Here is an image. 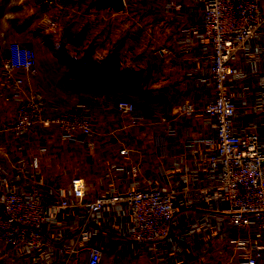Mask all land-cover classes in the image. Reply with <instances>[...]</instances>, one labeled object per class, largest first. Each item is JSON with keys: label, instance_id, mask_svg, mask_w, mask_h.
<instances>
[{"label": "built area", "instance_id": "built-area-1", "mask_svg": "<svg viewBox=\"0 0 264 264\" xmlns=\"http://www.w3.org/2000/svg\"><path fill=\"white\" fill-rule=\"evenodd\" d=\"M182 1L171 0L163 7L184 18ZM188 1L198 11V19L194 24H182L180 31L185 48L197 44L207 51V67L201 81L208 97L183 100L173 114H138L135 104L125 99L98 106L64 98L48 88L34 49L1 37L0 88L14 104V112L7 123L0 124V133L9 141L24 142L49 163L85 165L98 137L115 138L113 131L101 132L96 126L95 118L105 112L128 116L130 127L142 126L147 121L158 123L163 126L162 134L169 138L187 128L194 115L204 117L208 135L193 138L185 132L183 148L193 151L201 166L191 169L184 159L170 163L178 171L165 175L166 188L159 185L152 168L139 174L135 167H118L131 174L124 191L116 193L113 184H109L99 197L90 198L86 180L76 176L70 182L73 195L79 199L87 219L97 216L106 203H117L129 220L121 244L152 249L162 264H187L183 249L167 247L179 225L190 233L184 248H193L196 253L213 252L217 246L201 247L197 239L229 234L227 242L235 252L224 255L223 260L230 264H258L264 256V133L251 129L248 113L240 110L237 103L243 98L244 86L252 80L250 76L264 73V7L262 0ZM54 26L53 21L43 19L37 27L48 31ZM153 56L160 62L172 57L173 51L164 47ZM240 58L246 65L243 70L236 69ZM243 101L258 113L264 111V83L253 88ZM252 123L253 128L264 129V122L259 124L256 117ZM142 148V144H134L119 152L124 156ZM40 165L41 159L35 157L32 170ZM177 178L185 184L178 186ZM200 189L208 190V195L199 200L201 207L195 200ZM57 196L45 197L28 175L26 165L0 170V261L40 255L45 263L57 264L58 258L69 253H75L79 260L80 253L85 251L87 264H128L123 254L92 246L86 232L79 250L64 247L53 251L44 230L57 224L58 218L52 216L47 203L55 213L70 207L64 193ZM186 209H197L195 231L181 222V213ZM214 220L220 229L206 236Z\"/></svg>", "mask_w": 264, "mask_h": 264}, {"label": "crops", "instance_id": "crops-1", "mask_svg": "<svg viewBox=\"0 0 264 264\" xmlns=\"http://www.w3.org/2000/svg\"><path fill=\"white\" fill-rule=\"evenodd\" d=\"M4 1L2 0V3ZM9 1L38 14V23L43 19L53 21L55 26L51 30L59 31L66 28L69 41L72 39L73 43H82L83 46L86 42L90 45L93 43L95 45L92 48L93 58L98 54L103 62L108 58L124 59L128 68L133 67L140 71L143 78L146 75L149 85L148 105L144 110H137L138 114L146 111L173 114L183 100L198 101L208 97L201 81L203 70L207 67V51L197 44L185 48L180 31L182 24H194L198 19V11L188 0L182 1L184 18H178L173 11H165L163 5L171 0H125L123 6L102 4L97 0ZM1 37L10 42L4 33H0ZM20 42L24 43L22 40ZM164 47L173 51V56L158 62L153 53ZM245 67L240 58L236 63V69L243 70ZM250 77L252 80L244 86L243 98L237 105L240 110L248 113V124L251 129L264 133L263 128L252 126L253 117H256L259 124L264 122V111L258 113L252 105H247L243 101L253 88L262 86L264 73ZM13 112L14 104L4 96L0 88V124L7 123ZM95 122L99 131L105 133L113 131L115 138L98 137L99 140L95 141L90 150V160L87 164L49 163L43 155L29 149L24 142L9 141L0 133V170L11 165H26L28 175L39 185L45 197L58 198L57 194L64 193L69 198L70 207L63 212L58 210L59 212L55 213V209L47 203L52 216L58 218L57 224L50 225L44 230L53 251L64 247L79 250V242L86 232L91 237L92 246L103 247L111 253L123 254L128 264H162L152 249L121 244L125 233L124 227L129 225V220L120 212L117 203H106L97 216L87 219L79 199L73 195L70 182L73 177H83L86 180L88 196L96 198L109 184H113L116 193L126 189L131 174L118 170V167H135L139 174L152 168L159 185L166 188L165 175L177 174L178 171L177 166L173 168L170 163L184 159L191 169L201 166L193 151L183 150L184 134L186 132L193 138L206 136L207 123L204 117L194 115L187 128H182L177 137L169 138L162 134L163 126L158 123L147 121L142 126L130 127L128 116H120L111 111L97 116ZM134 144H142L143 148L140 151H132L129 155L120 154V150ZM35 157L41 159V165L38 169L32 170L31 163ZM205 169L207 170V166ZM175 182L178 186L185 184L178 178ZM207 195V189H200L196 193L197 206H203L199 200ZM196 212L197 209H186L181 213V222L189 225L194 231L198 228ZM219 229L220 225L214 220L213 226L205 234L211 236ZM97 233L99 237H95ZM262 233L264 234V229ZM189 234L187 229H182L179 225L177 234L171 237L167 247L183 249L181 251L187 258V264H230L223 260L224 255L235 252L227 242L229 234L222 238L218 236L211 239L198 238L197 244L201 247H218L216 251L205 253H196L193 248H184V242ZM66 261L87 264L88 253L85 251L80 253L79 260L76 259L75 253H69L66 257L58 258L57 264H64ZM2 263L47 264L40 255L2 259L0 264ZM258 264H264V256Z\"/></svg>", "mask_w": 264, "mask_h": 264}, {"label": "rangeland", "instance_id": "rangeland-1", "mask_svg": "<svg viewBox=\"0 0 264 264\" xmlns=\"http://www.w3.org/2000/svg\"><path fill=\"white\" fill-rule=\"evenodd\" d=\"M262 5L264 7V0ZM37 18L38 14L26 9L25 6L22 7L9 0L0 4V33H4L5 38L10 41L22 40L24 43L20 42L21 44L37 52L39 71L51 91L64 98L91 105L100 106L125 99L132 101L138 111L146 108L149 100L146 75L137 91L133 92L130 90V82L114 78L122 68L132 70L133 78L136 73L140 74L135 68H128L124 59H116L119 69L108 68L105 73L98 71L97 66L103 63L98 54L95 56L96 64L91 68L79 69L73 66L72 59L78 49L75 48L72 39L68 40L66 28L59 31L51 29L41 31L37 27L39 24ZM86 45L89 46V42H86ZM90 46L94 48L95 45L92 43Z\"/></svg>", "mask_w": 264, "mask_h": 264}, {"label": "trees", "instance_id": "trees-1", "mask_svg": "<svg viewBox=\"0 0 264 264\" xmlns=\"http://www.w3.org/2000/svg\"><path fill=\"white\" fill-rule=\"evenodd\" d=\"M2 3V0H0V4ZM76 45L77 42H74ZM79 44V45H78ZM76 45V48L78 51L76 52V56L73 57L72 59V65L77 66V68L82 69V68H91L96 64V59L92 57V48L89 45L83 46L81 43H78ZM80 46H83L80 48ZM80 48V49H79ZM82 49V50H81ZM99 69V73H105L107 72L108 68L116 67L120 68L118 66V61L114 58H108L105 60L103 63H99L97 66ZM134 72L132 70H127L123 69L118 71V75L114 76L117 80H122L126 82H130V90L135 92L137 91L139 85L141 84L143 77L141 74L136 73L135 77H131Z\"/></svg>", "mask_w": 264, "mask_h": 264}, {"label": "water", "instance_id": "water-1", "mask_svg": "<svg viewBox=\"0 0 264 264\" xmlns=\"http://www.w3.org/2000/svg\"><path fill=\"white\" fill-rule=\"evenodd\" d=\"M98 3L107 4V5H124V0H97Z\"/></svg>", "mask_w": 264, "mask_h": 264}]
</instances>
